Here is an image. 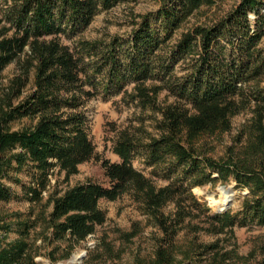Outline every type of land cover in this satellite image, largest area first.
I'll use <instances>...</instances> for the list:
<instances>
[{"label": "trees", "instance_id": "obj_1", "mask_svg": "<svg viewBox=\"0 0 264 264\" xmlns=\"http://www.w3.org/2000/svg\"><path fill=\"white\" fill-rule=\"evenodd\" d=\"M0 1V76L14 62L20 67L8 87H0V203L13 198L8 182L20 183L16 174L30 175L31 203L42 201L56 172L76 175L96 156L87 105L122 96L161 117L158 135L122 131L113 145L120 162H102L105 182L88 180L51 195L49 243H66L70 252L106 222L101 200L130 194L163 234L148 264L242 259L219 240L193 241L183 251L176 238L184 229L233 236L236 227L264 226V0H238L223 15L186 28L227 0H155V9L131 14L128 32L95 40L82 35L98 14L138 0ZM32 73V90L24 96ZM161 92L174 102L161 107ZM243 112L251 117L240 146L221 160L200 153L196 140L230 131ZM25 119L31 124L12 129ZM138 157L152 168L149 176L134 167ZM155 178L167 184L158 186ZM232 180L248 190L236 212L213 213L192 191ZM169 202L175 209L165 215ZM13 217L0 212V264H38L28 241L33 222ZM13 233L18 237L10 240Z\"/></svg>", "mask_w": 264, "mask_h": 264}, {"label": "rangeland", "instance_id": "obj_2", "mask_svg": "<svg viewBox=\"0 0 264 264\" xmlns=\"http://www.w3.org/2000/svg\"><path fill=\"white\" fill-rule=\"evenodd\" d=\"M237 3L238 0H227L219 9H204L201 14L192 18L185 28L204 22L214 13L223 15ZM1 8L2 2L0 1V19ZM155 8V0H138L137 4L119 5L111 11L101 12L94 18L82 37L95 40L124 34L131 29L129 22H131L132 13L140 14ZM2 27L3 25L0 24V28ZM19 74V63L14 62L9 65L0 76V87H8L10 81ZM33 82L34 73L30 76V83L25 89L24 96L31 92ZM132 88L130 86L128 91L131 92ZM158 102L161 107H165L173 103L174 99L167 92H161ZM86 112L90 120L89 134L95 146V158L80 165L78 173L69 178L56 172L51 178L49 188L43 192V199L40 203H31L27 196L26 188L31 183L30 175L27 172L16 174L20 183L8 182L13 189L14 196L10 201L0 203V212L14 216L10 219L12 222H18L17 216L20 218L19 222H33L34 227L30 231L28 241L38 264H66L73 256L77 258L73 264H148L154 259L156 246L163 234L154 219L144 214L139 203L130 194H124L115 201L101 200L99 206L106 212V222L97 226L94 234L75 245L70 252L66 251V243L50 244L47 239L51 231L48 229L47 222L53 210V204L50 203L51 195L61 196L65 191L88 180L105 182L102 162L104 160L120 162V158L113 152V145L122 131L138 130L139 134L158 135L155 123L156 119L161 117L151 111H142L135 103H126L122 100V96L94 99L87 105ZM250 117L251 114L243 112L232 119L230 131L201 136L195 143L200 153L216 160L226 158L231 148L241 145L239 143L240 132L243 124ZM29 124L31 120L25 119L12 125V129L19 130ZM133 165L146 175H150L152 168L146 167L142 158H136ZM155 182L158 186L167 184L160 178H155ZM192 191L200 202H207L213 213H217L214 205L225 206L221 204L223 198L231 201L228 210L238 211L242 206L244 196L248 194V190L237 187L234 180L197 186ZM174 209L175 203L169 202L162 212L170 215L173 214ZM199 220H195L193 224L197 225ZM201 226L203 225L201 224L200 228ZM192 230L195 232L184 229L176 238L180 246H185L183 251L193 241L199 244L219 240L220 246L226 250L236 248L237 254L242 258L233 259L229 262L230 264H262L264 260V226L236 227L233 236L229 234L213 236L199 229ZM17 237L18 235L13 233L10 240ZM194 258L198 257L194 256ZM195 264H208V262L203 258L197 259Z\"/></svg>", "mask_w": 264, "mask_h": 264}, {"label": "water", "instance_id": "obj_3", "mask_svg": "<svg viewBox=\"0 0 264 264\" xmlns=\"http://www.w3.org/2000/svg\"><path fill=\"white\" fill-rule=\"evenodd\" d=\"M210 202H211V204H213L212 200H210ZM214 206H215V210L217 213H224L231 206V201L228 203V205H225V206H221V205H214ZM76 261H77V258L75 256H73L69 261L66 262V264H73Z\"/></svg>", "mask_w": 264, "mask_h": 264}, {"label": "bare ground", "instance_id": "obj_4", "mask_svg": "<svg viewBox=\"0 0 264 264\" xmlns=\"http://www.w3.org/2000/svg\"><path fill=\"white\" fill-rule=\"evenodd\" d=\"M228 202H229V199L228 198H223L222 201H221V204L222 205H226Z\"/></svg>", "mask_w": 264, "mask_h": 264}]
</instances>
